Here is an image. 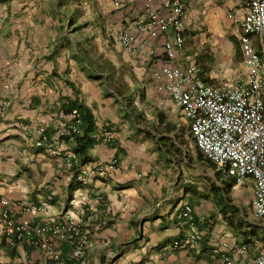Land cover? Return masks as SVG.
Here are the masks:
<instances>
[{
  "label": "crops",
  "instance_id": "1",
  "mask_svg": "<svg viewBox=\"0 0 264 264\" xmlns=\"http://www.w3.org/2000/svg\"><path fill=\"white\" fill-rule=\"evenodd\" d=\"M185 1L181 65L198 63L214 85L240 78L244 0ZM142 6L0 0V264H226V255L244 264L254 257L239 256L246 241L218 210L216 170L188 145L189 120L154 78L168 62L162 46L172 32L152 39L153 56L121 41ZM79 111L95 125L88 162L118 165L107 177L81 181L79 167L88 162L69 168L65 152L34 143L41 125L52 137L62 112ZM232 188L253 199L251 179ZM185 205L203 239L175 247L190 230L179 217ZM70 220L80 228L75 241L86 246L81 258L72 242L40 231Z\"/></svg>",
  "mask_w": 264,
  "mask_h": 264
},
{
  "label": "built area",
  "instance_id": "2",
  "mask_svg": "<svg viewBox=\"0 0 264 264\" xmlns=\"http://www.w3.org/2000/svg\"><path fill=\"white\" fill-rule=\"evenodd\" d=\"M185 0H143L141 19L132 23V29L121 34L125 48L145 50L155 54L152 39L159 34L172 32L173 37L163 42L168 62L154 70L153 75L159 88L182 109L189 120L191 137L205 157L241 184L247 179L253 183V216L264 220V0H244V18L238 32L242 53L243 72L241 77L226 80L217 85L208 83L200 76L198 63L190 62L183 67L179 61L185 48L183 20ZM64 120L59 121L52 137L48 125L37 129L35 145L53 155L66 154L69 168L79 163V155L72 149H65L66 142L75 144V135L80 134L79 113L62 112ZM118 168L110 163L88 162L79 167V180L87 177H107ZM179 217L189 225L188 234L174 242L175 247L192 245L203 239V233L194 222L193 208L185 205ZM40 231L59 234L74 244L73 256L81 258L86 246L77 223L70 220L59 225L52 222ZM18 238H22L20 234ZM227 247V243L225 244ZM239 256L254 252V257L244 264H264V240H253L238 248ZM226 264H238L239 258L226 255Z\"/></svg>",
  "mask_w": 264,
  "mask_h": 264
},
{
  "label": "rangeland",
  "instance_id": "3",
  "mask_svg": "<svg viewBox=\"0 0 264 264\" xmlns=\"http://www.w3.org/2000/svg\"><path fill=\"white\" fill-rule=\"evenodd\" d=\"M187 141L188 145L191 144L194 145V148L196 147L190 135ZM207 163L216 170L217 186L224 191L228 202L223 212L218 208L223 215V220L226 222L227 228L234 234L242 235L244 241H246L245 244H250L255 239L264 240V220L257 219L253 216L251 194L238 195L233 188L228 187L231 179L226 173L218 168L217 165L208 161Z\"/></svg>",
  "mask_w": 264,
  "mask_h": 264
},
{
  "label": "trees",
  "instance_id": "4",
  "mask_svg": "<svg viewBox=\"0 0 264 264\" xmlns=\"http://www.w3.org/2000/svg\"><path fill=\"white\" fill-rule=\"evenodd\" d=\"M67 111H71V109H66ZM81 116V130L80 134L75 135V145L76 148L74 151L79 155V159L82 163L90 161L88 156L89 149L93 146L95 142V137L93 133L95 132V125L92 118V115L88 111L78 112ZM213 163V162H212ZM231 181L228 183V187L232 188L235 183L236 179L234 177H230ZM218 194H220L218 198V206H220V210L223 212L224 208L227 207L228 202L225 195L222 192V189H216Z\"/></svg>",
  "mask_w": 264,
  "mask_h": 264
}]
</instances>
